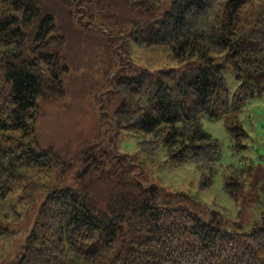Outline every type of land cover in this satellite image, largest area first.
I'll return each instance as SVG.
<instances>
[{
	"label": "trees",
	"instance_id": "1",
	"mask_svg": "<svg viewBox=\"0 0 264 264\" xmlns=\"http://www.w3.org/2000/svg\"><path fill=\"white\" fill-rule=\"evenodd\" d=\"M54 4L68 11L69 28L112 48V122L140 139L144 167L161 154L192 162L208 189L222 144L201 116L222 119L245 149L240 115L264 96V0H0V201L12 183H27L28 203L44 180L57 183L11 264H264V212L250 228L242 214L229 224L186 192L146 184L130 156L100 143L76 154L42 145L41 108L67 97L72 71ZM157 48L190 72L135 62L137 51ZM228 66L240 82L234 94ZM229 171V195L256 205L264 170L251 162ZM20 219L0 218V239Z\"/></svg>",
	"mask_w": 264,
	"mask_h": 264
},
{
	"label": "rangeland",
	"instance_id": "2",
	"mask_svg": "<svg viewBox=\"0 0 264 264\" xmlns=\"http://www.w3.org/2000/svg\"><path fill=\"white\" fill-rule=\"evenodd\" d=\"M54 8L58 11L63 28L68 31V55L72 71L67 79V97L62 102L43 105L41 108L37 136L42 145L55 146L59 150L76 154L88 145L100 143L108 150L130 156L137 174H144L143 181L146 184L194 196L205 207L203 214L214 211L217 217L226 218L229 224L232 221L240 222L239 216L242 214L241 221L248 228L254 226L264 212V180L257 192L258 203L251 207L235 202L226 187L232 182L229 167L241 168L252 162L256 168L264 170V96L251 99L240 115L248 135L244 140L245 149L235 148L222 119L210 118L207 114L201 116L205 131L222 144V154L215 165L213 180L208 189L202 188L203 172L192 162L176 165L161 154V159L155 165L144 167L146 158L139 149L140 139L133 133L115 131L112 122L113 107H109L112 87L108 86L110 73H106L113 63L112 48L103 44L100 38L84 37L69 28L73 25L67 15L68 11L58 4H54ZM134 57L138 65L152 71L190 72L185 64L168 61L167 52L163 48L139 50ZM224 77L234 94L240 85L235 70L226 67ZM26 184L12 183L10 194L0 201V218L10 215L13 219L17 213L21 215V219L11 225L13 233L0 239V264H11L16 259V251L30 234L40 205L57 185L51 179L44 180V186L34 191L33 203H28L25 199ZM234 188L239 190L236 185Z\"/></svg>",
	"mask_w": 264,
	"mask_h": 264
}]
</instances>
